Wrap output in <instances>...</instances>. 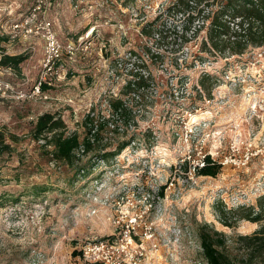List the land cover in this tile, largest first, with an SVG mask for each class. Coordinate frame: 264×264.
I'll list each match as a JSON object with an SVG mask.
<instances>
[{"label":"rangeland","instance_id":"rangeland-1","mask_svg":"<svg viewBox=\"0 0 264 264\" xmlns=\"http://www.w3.org/2000/svg\"><path fill=\"white\" fill-rule=\"evenodd\" d=\"M36 1L0 0V59L28 55L20 69L0 65V76L25 94L0 95V125L19 136L0 152V264H96L73 251L108 236L124 238L117 264H207L205 224L225 233L227 252L241 259V236L264 224L247 219L264 214V43L227 61L202 47L206 29L185 44L174 30L164 41L144 34L172 0H52L31 26L50 19L61 42L76 48L49 70L40 34L14 27ZM117 98L128 106L123 121L112 115ZM92 109L118 127L90 151L77 149L73 163L54 159L53 145L34 137L38 117L51 112L83 141ZM125 140L119 154L103 157ZM207 157L221 164L216 176L198 171ZM135 218L131 243L124 234Z\"/></svg>","mask_w":264,"mask_h":264},{"label":"trees","instance_id":"trees-1","mask_svg":"<svg viewBox=\"0 0 264 264\" xmlns=\"http://www.w3.org/2000/svg\"><path fill=\"white\" fill-rule=\"evenodd\" d=\"M172 18V22H160L162 17ZM258 22L252 34H249L251 25ZM150 27V31L144 34L152 35L156 40L169 38V33L175 31L177 38L183 44L189 43L193 38L206 29V36L202 39V47L208 49V45L214 50V54L241 55L251 45L260 46L264 43V0H172L169 6L147 23L143 29ZM144 32V31H143ZM0 36V50L2 41ZM226 55V56H228ZM27 54H3L0 65L20 69V64L27 59ZM140 85V82H137ZM136 86V83H130ZM138 85V87H139ZM112 115L122 119L127 116L128 106L122 98L112 100ZM92 109L86 116L87 134L80 140L77 133L66 134V123L57 113L45 112L41 114L33 129L34 137H44L46 142L53 145L52 155L56 160H65L73 163L76 150L90 151L96 141H100V135L110 126L118 127V120L105 116L99 119ZM14 141L19 139L15 134H8L7 130L0 125V152L12 149L8 138ZM131 142L123 141L114 151L105 152L103 156L119 154ZM221 170V164L213 163L207 157L206 164L198 171L203 175L216 176ZM165 186L161 187V195L164 194ZM264 214L257 213L254 217L247 219L259 221ZM203 256L207 264H253L256 258L264 259V224L252 234H244L240 243L245 247V253L241 259L233 258L227 252V236L205 224L199 232ZM77 250L73 251L77 255Z\"/></svg>","mask_w":264,"mask_h":264},{"label":"built area","instance_id":"built-area-1","mask_svg":"<svg viewBox=\"0 0 264 264\" xmlns=\"http://www.w3.org/2000/svg\"><path fill=\"white\" fill-rule=\"evenodd\" d=\"M51 2L52 0H37L32 8L30 15L25 17L23 20L17 21L14 24V27L18 30L25 28L27 34H40L44 45L43 67L49 70H52L54 68L53 66L61 57L63 50H67L70 52L74 48H76V44L73 40H69L66 43L61 42L58 37V33L53 26V22L50 19H46L45 21L41 22L40 27L36 30H34V28L31 26L34 16H37V13L41 11L44 5H49ZM244 53L241 55H230L232 58H227V61H240L237 60L236 57H242ZM46 79V76H43V78L41 77L38 84L33 89L34 95L41 92L43 81H46ZM14 92L18 93L19 97L25 95L23 92L20 94V91L15 90V86L11 81L5 80L2 76H0V95H10ZM205 164L206 160L203 159L198 170ZM135 225L136 218L134 220H131V222L127 224L128 230L124 234V237L131 243L136 242L137 239L136 235L132 234V231L130 229H134ZM120 239L124 240L123 237L114 238L111 236L99 239L85 240L79 244L77 255L83 257L84 259H88L89 261L95 262L96 264H117L118 260L113 255V253L115 252V249H118L115 248V246L116 244L120 243Z\"/></svg>","mask_w":264,"mask_h":264}]
</instances>
